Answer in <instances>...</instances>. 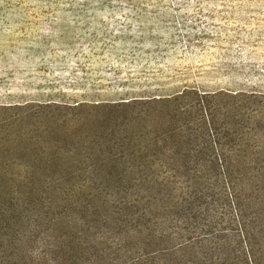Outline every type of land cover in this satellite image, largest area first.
Here are the masks:
<instances>
[{"label": "rangeland", "instance_id": "374dc122", "mask_svg": "<svg viewBox=\"0 0 264 264\" xmlns=\"http://www.w3.org/2000/svg\"><path fill=\"white\" fill-rule=\"evenodd\" d=\"M36 10L58 15L42 26L65 35L41 48L49 68L40 80L11 67L39 39L0 36V141L43 142L66 120L92 129L113 110L120 135L143 152L178 150L168 126L179 118L178 128L190 121L177 135L219 140L209 153H264V0H0V30L31 27L15 17ZM63 104L82 106L49 107ZM203 116L214 121L206 134L194 121Z\"/></svg>", "mask_w": 264, "mask_h": 264}, {"label": "trees", "instance_id": "16d2710c", "mask_svg": "<svg viewBox=\"0 0 264 264\" xmlns=\"http://www.w3.org/2000/svg\"><path fill=\"white\" fill-rule=\"evenodd\" d=\"M117 112L0 141V264H264V153H209L219 140L177 135L179 118L178 150L143 152Z\"/></svg>", "mask_w": 264, "mask_h": 264}, {"label": "crops", "instance_id": "0c3cea01", "mask_svg": "<svg viewBox=\"0 0 264 264\" xmlns=\"http://www.w3.org/2000/svg\"><path fill=\"white\" fill-rule=\"evenodd\" d=\"M30 9H37V8H30ZM18 13L21 11H17ZM52 12V11H49ZM27 13H34V15H26V16H17L15 17L16 23H24V24H31V27L26 28H16L13 30H0V36L3 35H12V36H21L25 38H31V40L39 39L37 42L31 41L32 51L27 54L26 59L27 63L21 64L16 62L12 65V70L17 72L19 69H25L27 72H30V79L35 80L42 78L43 76L48 74L49 68V59L45 52L41 50L42 47L47 46L48 38L51 36L54 37H63L65 35L64 30H54L52 28L45 29L43 28V24L47 22H58L61 18L57 16H46L42 15L45 11H27ZM0 19H7L6 17L0 16ZM42 39L44 41H42ZM53 62H55L52 67V70H56L59 65V56L56 54L55 58H51ZM35 88H30V91H35ZM40 91L39 89H37Z\"/></svg>", "mask_w": 264, "mask_h": 264}]
</instances>
